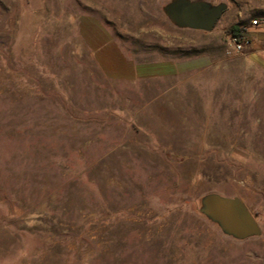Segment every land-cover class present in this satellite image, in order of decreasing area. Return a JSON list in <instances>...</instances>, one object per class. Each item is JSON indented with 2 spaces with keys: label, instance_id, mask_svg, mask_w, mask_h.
<instances>
[{
  "label": "rangeland",
  "instance_id": "obj_1",
  "mask_svg": "<svg viewBox=\"0 0 264 264\" xmlns=\"http://www.w3.org/2000/svg\"><path fill=\"white\" fill-rule=\"evenodd\" d=\"M171 1L0 0V264H264V54L226 53L231 26L264 27V0H192L226 5L211 32L174 26ZM72 13L139 61L221 64L110 81ZM209 194L261 234L223 233Z\"/></svg>",
  "mask_w": 264,
  "mask_h": 264
},
{
  "label": "crops",
  "instance_id": "obj_2",
  "mask_svg": "<svg viewBox=\"0 0 264 264\" xmlns=\"http://www.w3.org/2000/svg\"><path fill=\"white\" fill-rule=\"evenodd\" d=\"M69 23L72 31H75L77 42L87 49L99 71L110 81L130 83L169 82L190 73L215 69L221 64V60L214 54H204L182 60L153 59L139 61L134 56L123 51L104 24L92 14L72 13ZM244 32L253 41L252 50L262 56L264 54V27L258 28V26L249 25L245 27ZM251 59L258 60V57L251 56ZM172 87H169V89Z\"/></svg>",
  "mask_w": 264,
  "mask_h": 264
},
{
  "label": "water",
  "instance_id": "obj_3",
  "mask_svg": "<svg viewBox=\"0 0 264 264\" xmlns=\"http://www.w3.org/2000/svg\"><path fill=\"white\" fill-rule=\"evenodd\" d=\"M225 10L223 3L213 6L205 1L192 0H173L164 8L167 18L177 28L203 32L211 31ZM201 203V213L223 233L237 238L261 234L255 219L237 198L209 194Z\"/></svg>",
  "mask_w": 264,
  "mask_h": 264
},
{
  "label": "built area",
  "instance_id": "obj_4",
  "mask_svg": "<svg viewBox=\"0 0 264 264\" xmlns=\"http://www.w3.org/2000/svg\"><path fill=\"white\" fill-rule=\"evenodd\" d=\"M251 24L255 26L258 22L257 20H252ZM228 37L230 43L226 50L228 55L241 53L243 50L251 48L252 46V39L245 32L240 37L229 35Z\"/></svg>",
  "mask_w": 264,
  "mask_h": 264
},
{
  "label": "trees",
  "instance_id": "obj_5",
  "mask_svg": "<svg viewBox=\"0 0 264 264\" xmlns=\"http://www.w3.org/2000/svg\"><path fill=\"white\" fill-rule=\"evenodd\" d=\"M245 31V27L241 25H233L229 29H227V34L229 36H234V37H240L243 32Z\"/></svg>",
  "mask_w": 264,
  "mask_h": 264
}]
</instances>
